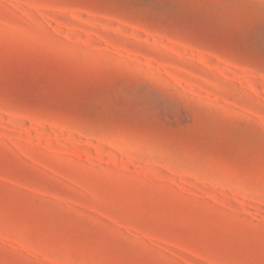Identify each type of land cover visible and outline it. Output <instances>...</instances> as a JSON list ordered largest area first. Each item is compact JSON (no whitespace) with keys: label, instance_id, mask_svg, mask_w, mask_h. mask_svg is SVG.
I'll return each instance as SVG.
<instances>
[{"label":"rangeland","instance_id":"obj_1","mask_svg":"<svg viewBox=\"0 0 264 264\" xmlns=\"http://www.w3.org/2000/svg\"><path fill=\"white\" fill-rule=\"evenodd\" d=\"M0 264H264V0H0Z\"/></svg>","mask_w":264,"mask_h":264}]
</instances>
